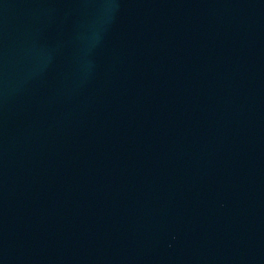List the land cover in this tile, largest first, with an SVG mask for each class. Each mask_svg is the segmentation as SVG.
<instances>
[{
    "label": "water",
    "instance_id": "95a60500",
    "mask_svg": "<svg viewBox=\"0 0 264 264\" xmlns=\"http://www.w3.org/2000/svg\"><path fill=\"white\" fill-rule=\"evenodd\" d=\"M0 264H264V0H0Z\"/></svg>",
    "mask_w": 264,
    "mask_h": 264
}]
</instances>
